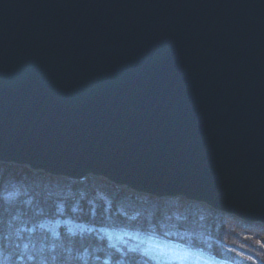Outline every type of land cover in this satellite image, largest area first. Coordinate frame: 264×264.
I'll use <instances>...</instances> for the list:
<instances>
[{
    "label": "water",
    "instance_id": "obj_1",
    "mask_svg": "<svg viewBox=\"0 0 264 264\" xmlns=\"http://www.w3.org/2000/svg\"><path fill=\"white\" fill-rule=\"evenodd\" d=\"M0 164L264 226V0H0Z\"/></svg>",
    "mask_w": 264,
    "mask_h": 264
},
{
    "label": "trees",
    "instance_id": "obj_2",
    "mask_svg": "<svg viewBox=\"0 0 264 264\" xmlns=\"http://www.w3.org/2000/svg\"><path fill=\"white\" fill-rule=\"evenodd\" d=\"M57 220L93 230L70 233L60 227L53 233L41 227ZM101 230L159 239L174 231L192 236L182 243L208 256L223 257L222 243L264 264L260 226L183 200L130 195L99 180L74 182L0 165V264H156L138 251L112 246Z\"/></svg>",
    "mask_w": 264,
    "mask_h": 264
},
{
    "label": "rangeland",
    "instance_id": "obj_3",
    "mask_svg": "<svg viewBox=\"0 0 264 264\" xmlns=\"http://www.w3.org/2000/svg\"><path fill=\"white\" fill-rule=\"evenodd\" d=\"M44 229L56 232L59 227H65L71 233L91 231L83 224L75 223L70 220H57L55 222H45L42 224ZM100 234L110 241L112 246L117 248L125 247L130 250L139 251L141 254L156 262L157 264H203L196 257H192L185 252V247L181 246L183 239L192 236L177 232H168L165 239L155 240L152 237H145L142 234L132 232H107L101 231ZM209 241V239H206ZM178 249H173L172 247ZM257 260V258L255 257ZM238 257L233 261L234 264H260L258 261ZM201 263H200V262Z\"/></svg>",
    "mask_w": 264,
    "mask_h": 264
}]
</instances>
